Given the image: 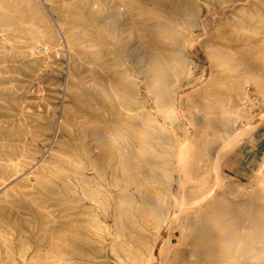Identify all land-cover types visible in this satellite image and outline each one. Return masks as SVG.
<instances>
[{
	"label": "rangeland",
	"instance_id": "obj_1",
	"mask_svg": "<svg viewBox=\"0 0 264 264\" xmlns=\"http://www.w3.org/2000/svg\"><path fill=\"white\" fill-rule=\"evenodd\" d=\"M0 264H264V0H0Z\"/></svg>",
	"mask_w": 264,
	"mask_h": 264
},
{
	"label": "bare ground",
	"instance_id": "obj_2",
	"mask_svg": "<svg viewBox=\"0 0 264 264\" xmlns=\"http://www.w3.org/2000/svg\"><path fill=\"white\" fill-rule=\"evenodd\" d=\"M259 230V229H258ZM263 231V230H262ZM259 234V233H258ZM260 235V234H259ZM261 236V235H260Z\"/></svg>",
	"mask_w": 264,
	"mask_h": 264
}]
</instances>
